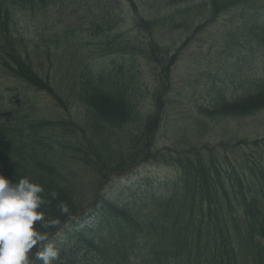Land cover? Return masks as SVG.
<instances>
[{
  "label": "rangeland",
  "instance_id": "1",
  "mask_svg": "<svg viewBox=\"0 0 264 264\" xmlns=\"http://www.w3.org/2000/svg\"><path fill=\"white\" fill-rule=\"evenodd\" d=\"M114 4L106 0L103 10ZM211 5L212 0H125L113 28L111 24L91 28L90 13L77 7L63 10L51 5L47 11L52 15L44 18L31 11L18 13L13 30L17 33L16 45L21 50L28 46L26 60L59 92H69L83 67L94 64L105 70L121 65L127 71L124 75L133 78V93L139 97L138 115L124 127L99 124L97 138L89 129L95 143L81 146L85 152L99 156L94 162L99 160L112 169L104 173L84 162L73 160L69 164L68 178L77 186L76 197L82 203L90 197V205H95L102 192L119 204L132 206L140 201V186L147 176L153 177L149 183L152 189L165 190L166 184L152 182L171 180L177 172L157 151L165 152L170 161L178 158V151L210 147L208 153L215 154L220 147L218 152L226 157L223 167L228 175L233 167L247 171L245 164L253 158L260 161L263 157L264 161V146L253 145L264 140V99L259 108L241 111L239 101L244 98L237 97L249 87L247 81L264 78V47L256 40L251 22L264 25V0L217 13L212 12ZM137 11L144 17L142 25L135 21ZM110 13L112 18L117 11ZM93 14L103 16L99 10ZM4 37L0 31L2 47ZM0 58L5 56L1 54ZM29 84L0 65V108L18 104L31 112V106L33 117L66 121L70 127L95 118L83 103L71 101L64 106L49 92ZM221 97L226 102L217 107ZM148 127L152 129L149 134L145 131ZM141 135L154 146L150 153L135 156L138 149L133 143ZM85 136L87 133L75 137ZM104 155L113 161L106 162ZM128 166H132L130 170L119 172ZM112 171L118 173L104 179ZM244 176L249 180L252 172ZM252 183L248 188L254 187ZM97 217L94 208H89L58 230L52 239L60 248V258L78 264H102L93 248L89 251L88 245L78 242L83 229L89 234L94 228L96 232L90 234H98ZM254 251L252 239H246L242 264H264V258L253 259Z\"/></svg>",
  "mask_w": 264,
  "mask_h": 264
},
{
  "label": "trees",
  "instance_id": "2",
  "mask_svg": "<svg viewBox=\"0 0 264 264\" xmlns=\"http://www.w3.org/2000/svg\"><path fill=\"white\" fill-rule=\"evenodd\" d=\"M105 1L0 0V31L5 35L2 38L3 47L0 43V56L3 54L5 59L0 58V65L28 80L29 85L49 92L60 104L67 106L66 102L70 104L71 101L83 103L95 114V118L84 125L74 121L76 124L70 127L71 124L67 125L66 121L52 122L33 117L34 108L31 106H28L31 112L18 104L0 108V173L13 183L28 177L43 185V195L50 203L45 204L42 210L47 219L60 221L57 228L49 229L52 238L64 224L71 222L85 210L94 208L98 216V234H90L96 232L94 228L89 230V234L83 229L78 242L88 245L89 251L93 248L102 264H242L241 251L246 239H252L254 250L257 251H254L253 259H263V157L260 161L253 158L249 164H245L247 171L245 168L239 170L233 167L228 175L223 167L226 157L218 152L220 147L215 151L216 155L208 153L210 147L178 151V158L170 161L165 152L157 151L177 172L171 180L152 182L157 186L166 184L165 190L152 189L150 181L153 177L147 176L140 186L143 188V195L132 206L128 203L119 204L102 192L98 193L95 205H90V197L89 203H82L76 197L77 186L72 184L67 174L69 164L73 160L84 162L97 172L104 173L112 169V166L99 160L94 162L93 159L99 156L85 152L86 149L81 146L83 143H95L94 139L100 130L99 124H108L112 128L124 127L138 115L136 103L139 97L133 93V78L124 75L127 71L124 72L121 65L105 70L94 64L83 67L74 78L77 84L71 85L73 88L63 94L47 77L40 76L35 71L29 59L26 60V54L29 55L26 50L28 46L21 50L16 45L17 33L13 30L16 29L17 15L21 11H31L44 18L52 15L47 11L51 5L63 10L68 7L86 9L90 13L91 22L88 25L91 28L103 27L104 24H111L113 28L122 14L120 8L125 0H107L109 3L116 2L108 11L103 10L102 4ZM250 1L252 0H212L211 9L213 13H217L236 5L244 6ZM96 10L102 13V18L101 15L93 14ZM111 11H117L112 18L109 17L112 15ZM135 21L138 25L144 23V17L138 11ZM251 22L256 40L264 47V25H255L254 20ZM246 83L249 87L237 96L244 98L239 101L241 111L259 108L264 99V78ZM224 102L226 98L221 97L216 106ZM89 129L95 138H90ZM55 130L58 134L54 135ZM151 130L148 127L145 131L149 134ZM83 133H87V136L75 137ZM141 137L136 138L133 143L135 149H138L135 156L150 153L154 146L144 135ZM253 145L263 147L264 140ZM101 149L102 146L99 145L97 150L100 153ZM103 157L106 162L113 161L106 155ZM131 167L120 169L119 172L123 174V171L127 172ZM248 172H252L249 180L244 176ZM117 173L112 171L104 179ZM251 183L254 187L250 189L248 184ZM253 190L255 191L251 194ZM53 191L57 193L55 199L50 195ZM61 203L68 206L67 214L60 211ZM54 264L78 263L59 257Z\"/></svg>",
  "mask_w": 264,
  "mask_h": 264
},
{
  "label": "clouds",
  "instance_id": "3",
  "mask_svg": "<svg viewBox=\"0 0 264 264\" xmlns=\"http://www.w3.org/2000/svg\"><path fill=\"white\" fill-rule=\"evenodd\" d=\"M44 191L42 184L28 177L13 183L0 173V264H54L59 259L60 248L49 229L60 221L46 218L42 207L50 201ZM50 195L55 199L57 193ZM59 208L69 212L64 203Z\"/></svg>",
  "mask_w": 264,
  "mask_h": 264
}]
</instances>
